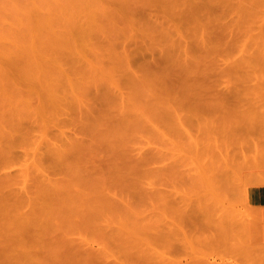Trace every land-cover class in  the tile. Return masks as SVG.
Returning <instances> with one entry per match:
<instances>
[{
  "label": "rangeland",
  "instance_id": "1",
  "mask_svg": "<svg viewBox=\"0 0 264 264\" xmlns=\"http://www.w3.org/2000/svg\"><path fill=\"white\" fill-rule=\"evenodd\" d=\"M162 27L172 38L164 37ZM0 49V115H5L0 116V150L7 133L19 141L18 157L2 162L0 174L10 172L16 183L26 177L29 185L32 176L37 179L38 164L39 171L60 181L57 177L69 174L58 168L54 175L49 148L71 146L74 140L93 143L77 181L84 189L88 174L108 180L111 198L123 201L124 209L138 203L128 212L136 207L134 216L142 221L143 239H138L139 248H147L145 263L155 251L151 259L163 257L170 264H195L206 254L214 255L211 261L263 264L264 256L256 251L253 257L250 246L264 245V218L247 194L264 181V138L257 137L255 118L264 108V0H0ZM26 62L41 74L31 78ZM130 74L132 85L135 76L144 81L141 87L149 83L144 88L159 91L151 92L154 102L144 98L149 91L143 95L135 89L146 102L143 110L140 100L128 98L134 96ZM10 110L15 129L9 131ZM33 112L39 118H19ZM231 206L245 216L239 227L242 244L256 236L244 248L234 249L238 239L228 236L234 227ZM118 211L114 225L128 220V212ZM90 230L85 235L91 245L109 242L110 261L136 264L130 255L119 257L122 248L114 249L102 231ZM213 236L218 241H211Z\"/></svg>",
  "mask_w": 264,
  "mask_h": 264
},
{
  "label": "bare ground",
  "instance_id": "2",
  "mask_svg": "<svg viewBox=\"0 0 264 264\" xmlns=\"http://www.w3.org/2000/svg\"><path fill=\"white\" fill-rule=\"evenodd\" d=\"M204 3L205 2H203V4ZM203 4H201V5H203ZM196 13H197V11H196ZM197 16H198V14H197ZM193 19H195V18H193ZM196 20H194V21H196ZM165 23H164V25H165ZM151 24L152 23L150 22V26H151ZM200 24L202 25V23H200ZM197 25L198 24H196V26ZM201 25H199V26L201 27ZM33 26L31 25V27H33ZM166 26H168V25L166 24ZM183 26L184 25H182V27ZM142 27L146 28V26H142ZM34 29L36 30L37 28H34ZM34 29H32V30L34 31ZM168 29L169 28L166 29L165 27L162 29V30L166 31V33H167V35H166V33H163L164 31H162V33H163L162 36L166 35L164 37L170 38L169 36H171L170 35L171 30L169 29V32H170L169 33L167 31ZM176 29H175V31H176ZM144 30H146V29H144ZM144 30L142 29V31H144ZM176 32H179V31H176ZM142 33H144V32H142ZM146 33H148V32H146ZM173 34H174V32L172 31V35ZM34 38H36V37H34ZM171 38H172V36H171ZM36 40H38V39H36ZM11 44H12V42H11ZM39 44H38V46H39ZM35 46L36 45H34L33 48ZM38 49H39V51H41V48H38ZM7 50H9V49H7ZM10 50H12V49H10ZM15 50L17 51V49H15ZM32 51L34 52V50H32ZM32 51L30 50V52H32ZM30 52H29V54H30ZM182 52H184V51L181 49L180 54H182ZM0 53H1V51H0ZM185 53H187V52H185ZM4 54H5V52H4ZM10 54H12V53H10ZM25 54H27V53H24V55ZM44 54H45V52H44ZM177 54H178V52H177ZM18 55H19V53H18ZM186 55H188V54H186ZM3 56H6V55H3ZM24 57L27 58L26 55ZM32 57L33 56H31V59H32ZM178 57H179V55H178ZM9 58H10V56H9ZM39 58L41 59L40 56H39ZM22 59H21V62H23ZM31 59L29 57L30 61H31ZM29 60L27 59V61H29ZM35 60H37V59H35ZM15 61H17V60H15ZM38 61H41V60H38ZM182 61H183V59H182ZM185 61H188V60L185 59ZM10 62L12 64L14 63V62H12V60ZM21 62L19 61V64L18 63H16V64L19 65V67H20V64H21V66L23 64ZM33 62L32 63L29 62V63L33 64ZM26 64H27V62L24 63V66H23L24 68L28 67V66H26ZM13 65H15V63ZM38 66H41V65H38ZM38 66H36V67H38ZM14 67H16V66H14ZM44 67H47V66L44 65ZM44 67H43L44 70L42 69L43 71L41 70L42 67H40L42 74L45 73ZM33 68H34V66L30 67L28 69L29 72H30V70H32L30 72L31 78L33 77L34 74L36 76L37 73L38 74L40 73V72H38L39 70L38 71L36 69L33 70ZM184 71L186 72V70H184ZM23 72H24V75L26 77H30V74L26 73V71H23ZM32 72H34V73H32ZM46 73H48V72H46ZM130 77H131V78H129L130 81L129 82L126 81V82L128 84L130 83L129 85H132L131 80H132L133 75L130 74ZM34 78H36V77H34ZM44 78H46V76ZM32 80H34V79H32ZM37 80H40V79L37 78ZM135 80L136 79L134 76V80H133L134 85H132V87H130L131 89L134 88V89H132V90H134L132 92L134 96L128 97V98L129 99L131 98L130 100H132V98H133L134 102L136 101L135 102V104H136L137 102H139V100L141 101L142 99H140V96L139 97L135 96V94H134V92H136L135 89L137 90L136 93H138L139 90L140 91L142 90L141 92L139 91V94L141 93L144 95V92L150 90L149 89L150 85L148 82H147L148 83L147 85L145 83V85L147 87L149 85V88L147 89V88H144L145 85L144 86L142 85V87H141V84L144 81L141 83L140 80L139 81L138 80L135 81ZM137 81H138V83H135ZM139 82H140V85H139ZM262 82L263 81H261V83ZM128 84H127V86H129ZM135 84H137V86H135ZM42 86H44V85H42ZM131 89H129V90H131ZM156 90H157V88H156ZM152 91L153 90L151 89V91L146 92L147 96L145 95L146 97H144V98H147L149 96L150 99H152L151 101H153L155 98L154 97L155 95L152 96V94H151ZM149 93L151 94V96ZM155 93L157 95V93H159V91L158 92L155 91L153 94H155ZM163 94H164L163 98H165V93H163ZM168 94H166V95L168 96ZM130 95H132L131 92H130L129 96ZM256 95H257V93H256ZM135 97L137 98V100ZM258 97H260V95H258ZM104 98L106 99V97H104ZM160 98L161 97H159V100H160ZM155 99H157V98H155ZM128 100L126 102L129 105ZM258 101L260 102V100H258ZM134 102H133V104H134ZM141 102H140L139 107H141L142 104L146 103L143 101H141ZM154 102H155V100H154ZM28 103L31 104V101H29ZM127 103H125V105H127ZM131 104H132V102H131ZM147 104H148V102H147ZM125 105H124V107H125ZM144 105H146V104H144ZM1 106H0V108H1ZM29 107L30 106H28V108ZM131 108L134 109L135 107H131ZM11 109H13V108H11ZM38 109H39V107H38ZM38 109H35V107H34L33 111L37 112ZM133 109L131 110L132 112H134V110H137L136 108L134 110ZM141 109H142V107H141ZM141 109H139L140 112H141ZM139 110H138V112H139ZM259 110H262V109H259ZM9 112H11L13 114L14 111L12 112L10 110ZM9 112L5 113L6 116H7V114H9ZM35 112H33L31 115L30 114L29 115L28 114L20 115L19 118H26V119L30 118L31 119V116H34L33 118H36V117L39 118V116H36V114L38 115V113H35ZM257 113L258 114H256V115H258V116L255 118H259L258 121H259V125H260V126H258V127H260L259 128L260 134L257 132V137H258V135L259 136L262 135V139H263L264 138V108L262 111L257 112ZM12 114L8 115V120H7V117L5 119L6 122H9L8 123L9 128H10V129H8L9 131L12 128L11 120L13 117H15V115L13 114L14 116H12ZM124 114L127 115V113H124ZM124 114H122V115H124ZM10 116H11V119L9 118ZM24 116H26V117H24ZM1 117H5V115L3 114V116H1ZM16 119H17V117H16ZM16 119H14L15 121L14 120L12 121V124L17 123ZM256 125H258V124H256ZM242 126H243V124H242ZM12 129H15V127H13ZM90 129H91V127H90ZM238 129L240 130L242 128L238 127ZM243 129L245 130V128H243ZM248 129H250V128H247V130ZM5 133L6 132H4V134ZM8 134H12V133H7L4 135V137L6 136L4 138V140L6 142L4 143V145H2V149L0 150V169L2 167L1 166L2 162H7V161L12 160L13 158L18 157L17 155H18L19 151L17 150V152H16L15 147H17L16 144L19 141L17 142L16 139L14 140V137H15L14 135L12 137H8ZM250 134H251V132H250ZM22 136H23V134H22ZM26 136H27V133H26ZM248 136H250V135L248 134ZM256 139L258 140V138H256ZM259 139H260V141L257 142L254 138V141L257 144L256 146L261 145V144H259L261 142V137H259ZM72 140H74V139H72ZM74 141H75V143H73ZM74 141L71 142V146L67 145L66 147H61V148H58V146H57V148H52V149L50 147L49 148L50 149L49 154L47 155V156H50L49 157L50 168H52L54 175L56 173L54 170L59 171L58 170V168H59L60 171H63V172L66 171L69 174V177H67V178L61 177V178H63V179H61L60 177H57L58 179H60V181L54 180L49 175H47V173H43V171H39L40 166L37 164L36 166H38V168H35V169L38 170V175L36 173H34V175L35 174L37 175V179H34L33 176L31 177L34 180V182H32L33 180L31 179L32 185L33 184L34 185L30 189L29 187H30L31 182H29V185H28V183H27L28 179H25L26 177L24 178V180L22 182H17L19 185H21L20 187H15V185H18V184L14 181V179L12 178L13 175L10 174V172L0 174V264H121L119 261H115V260L110 261L109 260L110 259L109 258L110 257V248L108 249V247H110L109 242H107V244H106L104 241V244L101 245L102 247L101 246L96 247L94 245H91L93 242L91 241L92 242L91 243L90 239H88L86 237L87 235H85L86 234L85 231L88 232L90 229L102 231L104 240L107 241V239L110 240V238H111V240L113 241V242H110V245L112 247L116 246V247L122 248V249L118 250V252L119 251L122 252V253L119 252L120 253V254H118L119 257H123V255L124 256L130 255L131 257L129 256L128 260H131L130 258H132V257L135 259L133 261L131 260L132 263H134V261L137 260L135 262L136 264H140V263L143 264V262L145 260L144 255L145 254L147 255V253L145 252V250L147 248H145L144 250L142 248L140 249L139 247H140V245L142 246V244L140 242V239H138V238H141V240L143 239V237H140V235H139L142 232V230H139V229L143 228V226L141 224L142 221H140V219L138 220V216H137V219H136V215L134 216L135 211H133V210L137 209L136 207H135V209L133 208V210L130 209V211L128 212V208H131L133 205L138 204V203L135 201H132V202H135V204H133V203H131V205L129 204L131 207L128 204L127 205L129 207L125 204V206H127L126 207L127 209L126 208L124 209V206H122V205H124V203L122 204L123 201L122 202L120 201V203H119L117 201L118 198H116V199L111 198L112 195H110V193H109L110 191H109V186H108L109 185L108 180H107V182H103L100 179H98L100 181H97V179L95 177H93V175H90V174H88V176H87L86 186L84 187V189H81L80 184L77 180L81 176L80 169L82 170V167H83L82 162L86 158L85 157L86 153L88 151H94V149H93V146L91 147V145L93 143L92 144H85L84 142H78V140L77 141L74 140ZM90 142H91V140H90ZM262 143H264V140ZM253 144L254 143H252V145ZM252 145H251V147H252ZM263 145L264 144H262V146ZM239 147H243V146H238L235 148H239ZM244 149L246 150V148H244ZM95 150H97V149H95ZM45 151L47 152V150H45ZM250 152H251V150H250ZM252 153H254V151H252ZM249 156H250V154H249ZM249 156L247 159H249L251 161V158H249ZM251 156H253V155H251ZM257 156H259V154H257L256 157ZM49 159H48V161H49ZM255 159H258V158H255ZM245 160H246V158H245ZM232 164H233V162H232ZM239 164H241V163L239 162ZM240 170H242V169H240ZM233 171H234V174L235 173L237 174V172L235 170H233ZM25 174L28 176L31 175V173H25ZM36 175H35V178H36ZM66 175L67 174H65V176ZM102 177L105 178L104 181H106L107 177H105V176H102ZM102 177H101V179H103ZM233 177H236V176L234 175ZM28 178H30V177H28ZM64 179H66V181H64ZM61 180H63V181H61ZM24 181H25V183H24ZM95 181H96V183H94ZM98 182H101V183H98ZM235 185H236V183H235ZM231 186H229V187H231ZM114 197H116V196H114ZM142 199H140V203H141ZM227 200L229 201L228 198H227ZM247 200H248V194H247ZM140 203H139V205H140ZM234 207H236V206H234ZM234 207L231 206V208L229 207L230 209L228 208L229 210L232 211L230 219H233L234 227L232 229L228 228L227 232L229 233L228 236L230 238L238 239L237 242H235V244H234V249L244 248V246L245 245L247 246L250 242L253 241V239L256 240V236H253V237L250 236L249 242L247 240L248 243L246 242L245 244H242V240L240 239V238H242L241 237L242 230L239 229V227L243 226L242 224H244L243 219L245 218V216L241 211H236ZM118 210H120V211L124 210L123 214H124V212L126 214L128 212L127 215L124 214L126 217L128 216L127 217L128 220H126V219L124 220V218H122L123 222H122V220H120V222H122V223L119 222V224L114 225L113 221H111V220H114V219H112V217H113L112 215L115 216V214L117 212H118L117 214L120 215ZM109 215H110V220L107 219V217ZM198 215H200V213ZM118 218H119V216H118ZM139 218H140V216H139ZM189 218H188V220H189ZM106 219L108 221H110V223H108L106 221ZM235 220H236L237 224L235 223ZM124 221H126V222L128 221V222L124 223ZM109 224H110V227H109ZM94 230H92V231H94ZM135 230L137 231L138 235H136ZM139 231H141V232H139ZM245 235H246V233L244 232V236ZM213 238H214V236L211 237V239H212L211 241H218V239H213ZM219 242H220L219 243V245H220L222 243V241L220 240ZM27 245H30V246L28 248H26L25 246H27ZM17 246H20V249H16ZM9 249L11 250V252ZM250 249H251V252L253 253V257H256V255H255L256 251L259 252V254L261 256H264V245L259 246L258 248H255V247L251 248V246H250ZM7 251H9V253ZM142 251L145 252L144 255H143ZM151 252L153 253L152 255L148 254L151 256V257L149 256L150 262H148V261H147V263L144 262L145 264H160V262L162 264H170L168 262L166 263V261H164L163 257L158 256L160 262H158L159 260L156 258H155V260L151 259L154 257L153 255H155V254L158 255V252H155V251H151ZM154 252H155V254H154ZM135 255H137L136 256L137 258L134 257ZM138 256L140 259L138 258ZM210 257H214V255L208 256V254H206L202 257V259H200V262L198 260L197 262H195V264H234L233 262L228 261L224 258H221V260L219 261L218 257H215V259L213 261H211ZM160 258L163 260L161 261ZM138 260L140 261V263ZM147 260H149L148 257H147ZM262 263L264 264V260L262 261Z\"/></svg>",
  "mask_w": 264,
  "mask_h": 264
},
{
  "label": "crops",
  "instance_id": "3",
  "mask_svg": "<svg viewBox=\"0 0 264 264\" xmlns=\"http://www.w3.org/2000/svg\"><path fill=\"white\" fill-rule=\"evenodd\" d=\"M248 199L254 207L258 208L261 218H264V181L248 188Z\"/></svg>",
  "mask_w": 264,
  "mask_h": 264
}]
</instances>
